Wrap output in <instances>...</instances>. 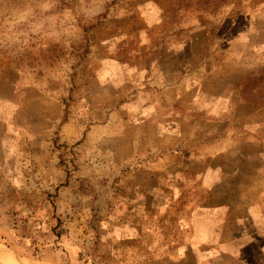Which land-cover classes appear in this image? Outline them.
Instances as JSON below:
<instances>
[{"label": "rangeland", "instance_id": "1", "mask_svg": "<svg viewBox=\"0 0 264 264\" xmlns=\"http://www.w3.org/2000/svg\"><path fill=\"white\" fill-rule=\"evenodd\" d=\"M0 254L264 264V0H0Z\"/></svg>", "mask_w": 264, "mask_h": 264}, {"label": "bare ground", "instance_id": "2", "mask_svg": "<svg viewBox=\"0 0 264 264\" xmlns=\"http://www.w3.org/2000/svg\"><path fill=\"white\" fill-rule=\"evenodd\" d=\"M1 255V254H0ZM22 261V260H21ZM32 261V260H31ZM2 262L4 263V264H24V263H22V262H12V261H10L9 259H7L6 257L5 258H3L2 259ZM36 262V261H35ZM31 263V262H30ZM27 264V263H26ZM37 264H40V263H37Z\"/></svg>", "mask_w": 264, "mask_h": 264}]
</instances>
